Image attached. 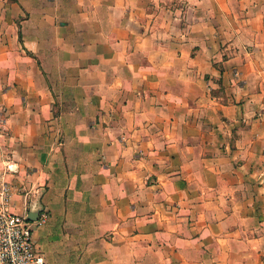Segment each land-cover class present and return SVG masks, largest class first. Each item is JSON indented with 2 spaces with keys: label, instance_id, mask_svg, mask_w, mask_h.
I'll list each match as a JSON object with an SVG mask.
<instances>
[{
  "label": "crops",
  "instance_id": "0c3cea01",
  "mask_svg": "<svg viewBox=\"0 0 264 264\" xmlns=\"http://www.w3.org/2000/svg\"><path fill=\"white\" fill-rule=\"evenodd\" d=\"M44 264H264V0H0V185Z\"/></svg>",
  "mask_w": 264,
  "mask_h": 264
},
{
  "label": "built area",
  "instance_id": "2783aa9c",
  "mask_svg": "<svg viewBox=\"0 0 264 264\" xmlns=\"http://www.w3.org/2000/svg\"><path fill=\"white\" fill-rule=\"evenodd\" d=\"M8 185H0V264H44L45 259L33 239L34 222L44 221L45 211L37 220L27 218V213L14 212L9 208Z\"/></svg>",
  "mask_w": 264,
  "mask_h": 264
},
{
  "label": "water",
  "instance_id": "95a60500",
  "mask_svg": "<svg viewBox=\"0 0 264 264\" xmlns=\"http://www.w3.org/2000/svg\"><path fill=\"white\" fill-rule=\"evenodd\" d=\"M38 214V210H29L27 213V218L30 220H37Z\"/></svg>",
  "mask_w": 264,
  "mask_h": 264
}]
</instances>
